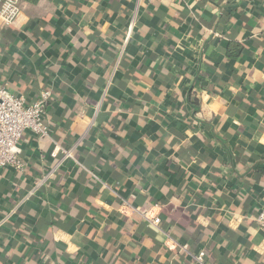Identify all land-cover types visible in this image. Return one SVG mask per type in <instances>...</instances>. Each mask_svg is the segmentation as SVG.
Returning <instances> with one entry per match:
<instances>
[{
  "label": "crops",
  "instance_id": "obj_1",
  "mask_svg": "<svg viewBox=\"0 0 264 264\" xmlns=\"http://www.w3.org/2000/svg\"><path fill=\"white\" fill-rule=\"evenodd\" d=\"M47 1L0 0V83L53 97L0 169V264H264V0Z\"/></svg>",
  "mask_w": 264,
  "mask_h": 264
},
{
  "label": "built area",
  "instance_id": "obj_2",
  "mask_svg": "<svg viewBox=\"0 0 264 264\" xmlns=\"http://www.w3.org/2000/svg\"><path fill=\"white\" fill-rule=\"evenodd\" d=\"M144 1L151 3L155 0ZM52 100L51 91L44 90L40 99L28 104L25 97L15 95L6 85L0 83V169L6 166L14 167L19 171L23 169L24 166L19 161L16 150L25 133L30 132L40 138L48 136L44 115L46 106ZM79 117L83 118L84 114H79ZM152 210L142 213L143 217L151 222L155 214ZM128 211L140 213L139 209L124 203L120 212L126 215ZM256 220L260 228L264 229V210ZM194 258L198 264H205L202 254H197Z\"/></svg>",
  "mask_w": 264,
  "mask_h": 264
},
{
  "label": "trees",
  "instance_id": "obj_3",
  "mask_svg": "<svg viewBox=\"0 0 264 264\" xmlns=\"http://www.w3.org/2000/svg\"><path fill=\"white\" fill-rule=\"evenodd\" d=\"M21 11L30 18H44L54 12V6L47 0H21ZM227 56L229 58L238 56L242 51V46L237 43L226 45Z\"/></svg>",
  "mask_w": 264,
  "mask_h": 264
}]
</instances>
